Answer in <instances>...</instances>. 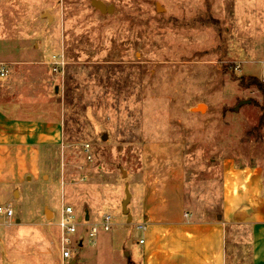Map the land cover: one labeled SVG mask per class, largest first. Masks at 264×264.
I'll list each match as a JSON object with an SVG mask.
<instances>
[{"label": "rangeland", "instance_id": "374dc122", "mask_svg": "<svg viewBox=\"0 0 264 264\" xmlns=\"http://www.w3.org/2000/svg\"><path fill=\"white\" fill-rule=\"evenodd\" d=\"M100 1L114 14L90 0H0V65L10 71L0 109L60 123L63 141L42 149L39 178L12 165L16 183L0 186V207L14 212L0 215V264H62V204L115 221L76 264H135L136 197L150 165L165 175L180 160L187 207L201 219L221 216L229 165L257 169L264 193V93L249 83L264 86V0ZM231 232L230 264H251L250 227Z\"/></svg>", "mask_w": 264, "mask_h": 264}, {"label": "crops", "instance_id": "0c3cea01", "mask_svg": "<svg viewBox=\"0 0 264 264\" xmlns=\"http://www.w3.org/2000/svg\"><path fill=\"white\" fill-rule=\"evenodd\" d=\"M9 74L6 78H8ZM5 79V78H1ZM63 147L60 123L12 118L0 109V186L16 183L17 174L41 176L38 163L45 147ZM165 175L150 165L140 177L139 210L145 230L142 254L135 264H230L234 227L247 225L251 233V264H264V193L257 169L227 166L221 216L201 219L187 207L186 182L180 160L172 161ZM154 166V167H152ZM135 199L132 193L131 201ZM131 220L134 216L130 211ZM130 219H128L129 221ZM139 224V225H141ZM230 242V243H229ZM231 247V251L229 250ZM230 251V252H229Z\"/></svg>", "mask_w": 264, "mask_h": 264}, {"label": "built area", "instance_id": "2783aa9c", "mask_svg": "<svg viewBox=\"0 0 264 264\" xmlns=\"http://www.w3.org/2000/svg\"><path fill=\"white\" fill-rule=\"evenodd\" d=\"M50 64L53 72L60 74L65 67V61L62 56H54ZM9 74L8 69L4 65H0V78H6ZM264 83V77L261 79ZM82 155L89 161H93V150L90 144L82 147ZM6 215L11 218L14 216L12 208H1L0 215ZM59 232V252L62 264H71L78 257L79 251L86 246H96L99 237L103 234L112 232L115 227L114 218L109 214H104L98 219H85V213L80 214L73 207L62 204L58 217L54 223ZM141 233L144 232V225H138L136 228ZM140 244L144 240L139 241Z\"/></svg>", "mask_w": 264, "mask_h": 264}, {"label": "water", "instance_id": "95a60500", "mask_svg": "<svg viewBox=\"0 0 264 264\" xmlns=\"http://www.w3.org/2000/svg\"><path fill=\"white\" fill-rule=\"evenodd\" d=\"M91 1V4L92 6L100 11L102 14H105V15H111V14H114L115 12V7L113 5H106L105 3H103L102 1L100 0H90ZM251 102L250 101H243V102H240L237 109H239L241 106L243 105H246V104H250ZM201 106L198 107L199 110L202 111V109H200ZM131 203V194H130V191H129V186L127 185L126 186V198L125 200L123 201V213L126 217H128V219L131 220V215H130V210H129V205ZM89 210H86L85 211V219L88 220L89 219ZM77 262V258H75L71 264H76Z\"/></svg>", "mask_w": 264, "mask_h": 264}, {"label": "trees", "instance_id": "16d2710c", "mask_svg": "<svg viewBox=\"0 0 264 264\" xmlns=\"http://www.w3.org/2000/svg\"><path fill=\"white\" fill-rule=\"evenodd\" d=\"M249 83L253 86H256L260 91L264 93V86L261 85L257 80L255 79H250Z\"/></svg>", "mask_w": 264, "mask_h": 264}, {"label": "bare ground", "instance_id": "6f19581e", "mask_svg": "<svg viewBox=\"0 0 264 264\" xmlns=\"http://www.w3.org/2000/svg\"><path fill=\"white\" fill-rule=\"evenodd\" d=\"M200 109L204 110L205 108L203 106H201Z\"/></svg>", "mask_w": 264, "mask_h": 264}]
</instances>
